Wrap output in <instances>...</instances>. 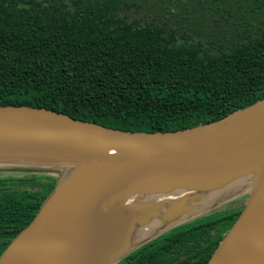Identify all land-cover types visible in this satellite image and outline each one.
Listing matches in <instances>:
<instances>
[{
  "label": "trees",
  "instance_id": "trees-1",
  "mask_svg": "<svg viewBox=\"0 0 264 264\" xmlns=\"http://www.w3.org/2000/svg\"><path fill=\"white\" fill-rule=\"evenodd\" d=\"M264 97V0H0V105L132 131L216 120ZM60 170L0 165V254ZM228 199L114 264H204L240 206Z\"/></svg>",
  "mask_w": 264,
  "mask_h": 264
},
{
  "label": "water",
  "instance_id": "water-1",
  "mask_svg": "<svg viewBox=\"0 0 264 264\" xmlns=\"http://www.w3.org/2000/svg\"><path fill=\"white\" fill-rule=\"evenodd\" d=\"M2 164L57 167L60 173L0 259L25 232L45 225L48 250L16 264H84L81 223L92 210L90 195H96L95 214L134 204L172 206L157 216L150 234L120 250L110 249L98 264H114L146 241L231 198H243L241 209L204 264H238L254 241L250 264L262 262L264 97L216 120L152 132L110 127L42 106L0 105ZM240 176L237 186L223 182ZM220 187L223 191L200 211L181 216ZM199 189L213 191L198 194Z\"/></svg>",
  "mask_w": 264,
  "mask_h": 264
},
{
  "label": "bare ground",
  "instance_id": "bare-ground-1",
  "mask_svg": "<svg viewBox=\"0 0 264 264\" xmlns=\"http://www.w3.org/2000/svg\"><path fill=\"white\" fill-rule=\"evenodd\" d=\"M196 192L208 194L212 191L199 189ZM139 197L142 196L135 195V198ZM89 201L92 210L90 209L81 223L84 264H98L110 249L120 250L150 234L158 223L157 216L165 209L172 208L166 203L161 205L134 204L132 207L118 206L104 213L95 214V210L99 209L96 195H90ZM254 246L255 241L238 264L251 263ZM45 249L48 250L45 243V225H43L33 232H25L15 240L1 257L0 264L20 263L35 255L44 254ZM262 255L261 264H264V251ZM36 264L48 263L43 261Z\"/></svg>",
  "mask_w": 264,
  "mask_h": 264
},
{
  "label": "rangeland",
  "instance_id": "rangeland-1",
  "mask_svg": "<svg viewBox=\"0 0 264 264\" xmlns=\"http://www.w3.org/2000/svg\"><path fill=\"white\" fill-rule=\"evenodd\" d=\"M242 176H240V177H235V178H232V177H229V178H226V179H224V183L228 186V187H232V186H237L239 183H240V181H241V178ZM222 187V186H221ZM219 188L218 190H217V192H215V194H213V195H209V196H207L205 199L203 198V199H201V200H199L198 202H201L200 203V205H197L196 207L194 206H191L190 208H189V210L188 211H184V212H182V213H180L181 214V216L182 215H186L187 213H195L196 211H200L203 207H204V205H206V203H209V202H211V201H213V197H215V196H217V194H218V191H220V190H222V189H224V188ZM210 191H213V189H209ZM223 191V190H222ZM208 193V192H207ZM162 199V198H161ZM196 199H198V198H195V199H193V201L194 200H196ZM163 200V199H162ZM188 202V201H187ZM128 201H126V202H124V203H122L123 205H128ZM194 203H196V202H194ZM241 204H242V201H241ZM192 205V204H191Z\"/></svg>",
  "mask_w": 264,
  "mask_h": 264
},
{
  "label": "flooded vegetation",
  "instance_id": "flooded-vegetation-1",
  "mask_svg": "<svg viewBox=\"0 0 264 264\" xmlns=\"http://www.w3.org/2000/svg\"><path fill=\"white\" fill-rule=\"evenodd\" d=\"M240 205H241V201H238V202L234 203L233 206H240Z\"/></svg>",
  "mask_w": 264,
  "mask_h": 264
},
{
  "label": "crops",
  "instance_id": "crops-1",
  "mask_svg": "<svg viewBox=\"0 0 264 264\" xmlns=\"http://www.w3.org/2000/svg\"><path fill=\"white\" fill-rule=\"evenodd\" d=\"M239 201H243V198H239Z\"/></svg>",
  "mask_w": 264,
  "mask_h": 264
}]
</instances>
